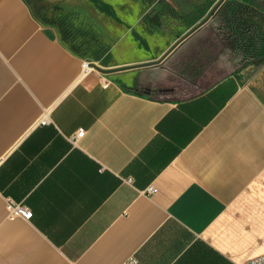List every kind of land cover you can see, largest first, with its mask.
<instances>
[{"label": "crops", "instance_id": "0c3cea01", "mask_svg": "<svg viewBox=\"0 0 264 264\" xmlns=\"http://www.w3.org/2000/svg\"><path fill=\"white\" fill-rule=\"evenodd\" d=\"M84 65L24 0H0V264L264 255V103L216 70L186 66L154 96ZM7 199L33 217L9 219Z\"/></svg>", "mask_w": 264, "mask_h": 264}, {"label": "rangeland", "instance_id": "374dc122", "mask_svg": "<svg viewBox=\"0 0 264 264\" xmlns=\"http://www.w3.org/2000/svg\"><path fill=\"white\" fill-rule=\"evenodd\" d=\"M24 1L36 19L53 28L84 62L107 69L159 59L219 0ZM236 15L250 25L256 49L249 55L224 34L225 24ZM186 66L191 74L216 70L219 78L235 75L264 103V0H226L206 25L159 66L113 73L109 78L127 90L162 96L169 84L179 86Z\"/></svg>", "mask_w": 264, "mask_h": 264}, {"label": "water", "instance_id": "95a60500", "mask_svg": "<svg viewBox=\"0 0 264 264\" xmlns=\"http://www.w3.org/2000/svg\"><path fill=\"white\" fill-rule=\"evenodd\" d=\"M226 0H219L215 6L211 9V11L208 13V15L201 20L194 28H192L188 33H186L182 38H180L171 48H169L159 59L145 62V63H139L135 65H129L124 67H118L113 69H104L99 66H97L94 63H88L90 68L98 71L101 74L109 75L125 70H132V69H140V68H147V67H153L160 65L182 42H184L186 39H188L191 35H193L196 31H198L200 28H202L204 25H206L211 18L216 14V12L221 8V6L224 4Z\"/></svg>", "mask_w": 264, "mask_h": 264}, {"label": "built area", "instance_id": "2783aa9c", "mask_svg": "<svg viewBox=\"0 0 264 264\" xmlns=\"http://www.w3.org/2000/svg\"><path fill=\"white\" fill-rule=\"evenodd\" d=\"M39 122L42 125H46L49 122V120L46 117H43ZM84 134L85 131L83 129H80L77 132V134L73 137L72 139L73 143H76L80 138L84 136ZM147 192L149 194H154L156 192V189L154 187H149ZM6 209L8 212L9 219L20 218L23 220H30L33 217V212L31 209L20 203H16L12 199H7ZM136 263H137L136 259H131L130 261L126 262V264H136ZM244 264H264V255L252 258L246 261Z\"/></svg>", "mask_w": 264, "mask_h": 264}, {"label": "trees", "instance_id": "16d2710c", "mask_svg": "<svg viewBox=\"0 0 264 264\" xmlns=\"http://www.w3.org/2000/svg\"><path fill=\"white\" fill-rule=\"evenodd\" d=\"M249 27L250 25L244 18L236 15L227 21L224 31V34L228 39H231L233 45H235V47L237 46L239 50H245V52H248L246 53L248 55L250 54L251 50L256 49L255 44H253V40L249 34Z\"/></svg>", "mask_w": 264, "mask_h": 264}, {"label": "bare ground", "instance_id": "6f19581e", "mask_svg": "<svg viewBox=\"0 0 264 264\" xmlns=\"http://www.w3.org/2000/svg\"><path fill=\"white\" fill-rule=\"evenodd\" d=\"M88 64V63H87ZM84 67L86 68V70H88V69H92V68H90V66H88V65H84Z\"/></svg>", "mask_w": 264, "mask_h": 264}]
</instances>
